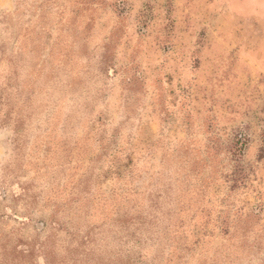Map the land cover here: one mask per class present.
Here are the masks:
<instances>
[{"label":"rangeland","instance_id":"1","mask_svg":"<svg viewBox=\"0 0 264 264\" xmlns=\"http://www.w3.org/2000/svg\"><path fill=\"white\" fill-rule=\"evenodd\" d=\"M0 264H264V0H0Z\"/></svg>","mask_w":264,"mask_h":264},{"label":"trees","instance_id":"2","mask_svg":"<svg viewBox=\"0 0 264 264\" xmlns=\"http://www.w3.org/2000/svg\"><path fill=\"white\" fill-rule=\"evenodd\" d=\"M103 137V136H102ZM110 139H112V135L110 136ZM100 141H103L101 138H100ZM111 146V144H110V142L108 141V143H107V141L105 142V144H103V146H102V148H103V153L102 154H106L107 153V149H108V147H110ZM114 163H113V165L115 166V171H114V174L118 177H120L121 175H122V173H121V170H120V168L119 167H117V165H119V160H116V158H114ZM121 167V166H120ZM123 167H126V165H123Z\"/></svg>","mask_w":264,"mask_h":264}]
</instances>
